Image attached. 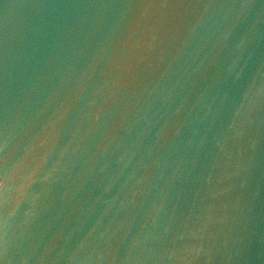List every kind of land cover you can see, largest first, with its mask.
<instances>
[{"label":"water","instance_id":"1","mask_svg":"<svg viewBox=\"0 0 264 264\" xmlns=\"http://www.w3.org/2000/svg\"><path fill=\"white\" fill-rule=\"evenodd\" d=\"M0 264H264V0H0Z\"/></svg>","mask_w":264,"mask_h":264}]
</instances>
